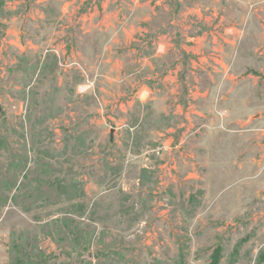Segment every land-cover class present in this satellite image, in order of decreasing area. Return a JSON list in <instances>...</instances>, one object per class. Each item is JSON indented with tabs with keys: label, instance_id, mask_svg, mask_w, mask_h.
<instances>
[{
	"label": "rangeland",
	"instance_id": "374dc122",
	"mask_svg": "<svg viewBox=\"0 0 264 264\" xmlns=\"http://www.w3.org/2000/svg\"><path fill=\"white\" fill-rule=\"evenodd\" d=\"M0 140V264H264V0H0Z\"/></svg>",
	"mask_w": 264,
	"mask_h": 264
},
{
	"label": "trees",
	"instance_id": "16d2710c",
	"mask_svg": "<svg viewBox=\"0 0 264 264\" xmlns=\"http://www.w3.org/2000/svg\"><path fill=\"white\" fill-rule=\"evenodd\" d=\"M2 142L3 141L0 140V208L5 206L10 199L18 203L19 193L23 187H25L26 180L28 178L26 176L27 174H25V180H22L19 183L20 179L18 178L16 172L11 170L9 166L14 165V170H16L20 165L24 163L26 164L25 157L17 159L13 148L11 146H3ZM6 154L9 156L10 163L8 165L4 164L1 160L2 156ZM22 169L25 171L26 165H24ZM48 182L49 181L45 180L43 183H40L39 189ZM49 184H55L54 186L57 187L61 183L60 181H55V183L49 182ZM30 196H32V194ZM70 233H72L75 238L78 236L74 229H70ZM12 246L13 252L16 254L13 264H49V261L52 258L41 250L35 252V246L31 241H28L25 238V235L22 232L16 233L15 238L12 240ZM220 257L221 248L218 247L213 254L212 264H218Z\"/></svg>",
	"mask_w": 264,
	"mask_h": 264
}]
</instances>
